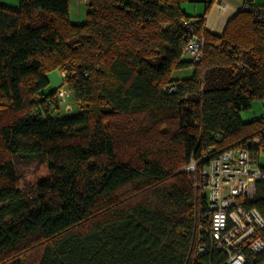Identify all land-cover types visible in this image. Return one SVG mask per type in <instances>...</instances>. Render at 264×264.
<instances>
[{
    "label": "trees",
    "instance_id": "1",
    "mask_svg": "<svg viewBox=\"0 0 264 264\" xmlns=\"http://www.w3.org/2000/svg\"><path fill=\"white\" fill-rule=\"evenodd\" d=\"M188 1L85 0L81 22L72 0L0 3V264H227L183 168L208 149L264 154V113L241 116L264 101V20L243 6L217 34L210 4L190 16ZM183 20L204 39L198 62ZM56 69L63 82L45 93ZM62 87L78 112L62 114ZM16 156L49 165L31 200ZM255 191L244 206L264 216V179Z\"/></svg>",
    "mask_w": 264,
    "mask_h": 264
},
{
    "label": "built area",
    "instance_id": "2",
    "mask_svg": "<svg viewBox=\"0 0 264 264\" xmlns=\"http://www.w3.org/2000/svg\"><path fill=\"white\" fill-rule=\"evenodd\" d=\"M243 6L252 10L255 18L264 20V2L243 0ZM182 22L192 34L183 45V53L193 62H198L203 56L204 39L195 35L193 25ZM175 89L174 83L165 87L167 92ZM58 95L64 107L66 90L61 88ZM63 110L72 112V108ZM36 114L42 115L43 111L38 109ZM260 158L261 152L244 147L228 148L219 153H211L208 149L199 158H192L183 168L193 176L196 209H202L199 197L207 202V213L201 214L203 220L206 216L208 218L205 232L218 250L228 254L227 264H246V247L254 254L264 251V216L256 208L244 206L245 202L255 200L256 182L264 179ZM204 228L200 226V231ZM205 251L204 246L200 247V253Z\"/></svg>",
    "mask_w": 264,
    "mask_h": 264
},
{
    "label": "rangeland",
    "instance_id": "3",
    "mask_svg": "<svg viewBox=\"0 0 264 264\" xmlns=\"http://www.w3.org/2000/svg\"><path fill=\"white\" fill-rule=\"evenodd\" d=\"M82 1L83 0H77V1L72 0V10L75 11V9L78 6L80 12L82 13L81 18H76L74 14H72L71 19L73 21H85L86 19V5ZM74 2H76V4H74ZM0 3L10 5L13 7L19 6V0H0ZM224 26H219V28H211V29H213L212 30L213 33L220 34L222 33ZM188 72H191V70ZM48 77L50 80V84L44 90L45 93H48L53 89L58 88L63 82V73L58 69L48 73ZM62 88L66 90V96H67V100L64 103L63 108H72L71 113L73 114L78 112L79 108L75 104L72 94L65 87ZM61 112L62 114L67 113L63 109L61 110ZM262 112L264 113V101L257 100L252 102L251 107L249 109L242 111L241 116L244 119V121H248L253 119L255 116L260 115ZM14 164L16 167V172L18 177V185L22 189L25 197L28 200H31L34 197L35 185L41 180H44L49 177V165L46 162L41 161L39 159H25L17 156L14 157ZM261 165L264 166V154L261 155Z\"/></svg>",
    "mask_w": 264,
    "mask_h": 264
},
{
    "label": "crops",
    "instance_id": "4",
    "mask_svg": "<svg viewBox=\"0 0 264 264\" xmlns=\"http://www.w3.org/2000/svg\"><path fill=\"white\" fill-rule=\"evenodd\" d=\"M256 1L264 2V0ZM82 2H84L85 4V0H83ZM74 4H76V2H74ZM207 4H210L209 9L206 13V27L209 31L211 28H219V26H224L229 18H231L234 14H236L243 8V0H189L188 2L183 4V8L190 16H202L206 12ZM70 13L71 18L72 14H74L76 18H81L82 16V13L80 12L78 6L75 11L72 10V3ZM212 30L213 29H211V31ZM190 70L191 69L175 71L172 76L175 79L187 78L191 75V72H188Z\"/></svg>",
    "mask_w": 264,
    "mask_h": 264
}]
</instances>
